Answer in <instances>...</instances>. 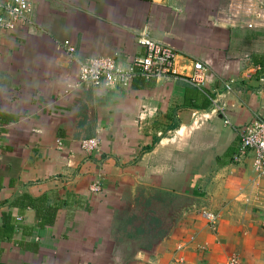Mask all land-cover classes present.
Returning <instances> with one entry per match:
<instances>
[{
	"label": "crops",
	"instance_id": "1",
	"mask_svg": "<svg viewBox=\"0 0 264 264\" xmlns=\"http://www.w3.org/2000/svg\"><path fill=\"white\" fill-rule=\"evenodd\" d=\"M261 3L34 0V32L2 31L0 264H227L234 253L264 264V177L252 152L235 161L239 132L264 117V27L242 22ZM145 26L177 50L181 73L210 64L206 84L77 86L80 59L130 68ZM97 136L101 150L85 153L81 140Z\"/></svg>",
	"mask_w": 264,
	"mask_h": 264
},
{
	"label": "built area",
	"instance_id": "2",
	"mask_svg": "<svg viewBox=\"0 0 264 264\" xmlns=\"http://www.w3.org/2000/svg\"><path fill=\"white\" fill-rule=\"evenodd\" d=\"M34 6V0H11L9 2L0 0V33L4 30H13L20 26H28L34 32V25L30 18V13ZM243 24L249 28L264 26V3L256 9L253 16L243 19ZM137 41L144 48V53L135 56L132 65L128 69L122 68L115 57H90L80 59V80L77 86H96L112 88L120 86L129 88L135 78L147 80H162L166 78H184L197 86H204L207 80V72L210 64L195 60L193 70L190 75L181 73L178 68V52L169 44L155 40L148 26H145L138 34ZM60 47L70 55L76 52L75 45L70 40L60 43ZM227 89L232 90V85L227 84ZM215 105L222 115L226 116V106L224 104ZM229 123V119H226ZM240 133L239 150L235 155V161L241 162L250 152L253 153V167L259 177H264V117L258 115L247 124ZM60 147L62 141L58 140ZM102 139L97 136L81 141L82 150L87 154L99 152L101 150ZM103 189V180L98 178L91 185L93 192H100ZM203 218L214 224L218 214L203 210ZM184 257L176 258L171 264H184ZM227 264H247L238 254H232Z\"/></svg>",
	"mask_w": 264,
	"mask_h": 264
},
{
	"label": "trees",
	"instance_id": "3",
	"mask_svg": "<svg viewBox=\"0 0 264 264\" xmlns=\"http://www.w3.org/2000/svg\"><path fill=\"white\" fill-rule=\"evenodd\" d=\"M140 221H141V226L139 227L140 230H146L147 226H144V220L147 219L148 215L147 213L141 212L138 216H137ZM152 226H149V229H151ZM148 231V230H146Z\"/></svg>",
	"mask_w": 264,
	"mask_h": 264
},
{
	"label": "rangeland",
	"instance_id": "4",
	"mask_svg": "<svg viewBox=\"0 0 264 264\" xmlns=\"http://www.w3.org/2000/svg\"><path fill=\"white\" fill-rule=\"evenodd\" d=\"M245 27H247V26H245ZM262 27H264V26H262ZM247 28H249V27H247ZM254 28H256V27H254ZM254 28H251V29H254ZM82 141V140H81ZM80 146H81V142H80ZM81 149H82V147H81Z\"/></svg>",
	"mask_w": 264,
	"mask_h": 264
}]
</instances>
